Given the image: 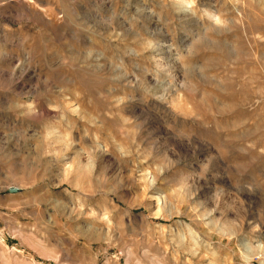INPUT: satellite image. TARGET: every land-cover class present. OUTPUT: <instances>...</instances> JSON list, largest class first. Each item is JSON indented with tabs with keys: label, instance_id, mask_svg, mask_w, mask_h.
Returning a JSON list of instances; mask_svg holds the SVG:
<instances>
[{
	"label": "rangeland",
	"instance_id": "obj_1",
	"mask_svg": "<svg viewBox=\"0 0 264 264\" xmlns=\"http://www.w3.org/2000/svg\"><path fill=\"white\" fill-rule=\"evenodd\" d=\"M0 264H264V0H0Z\"/></svg>",
	"mask_w": 264,
	"mask_h": 264
},
{
	"label": "water",
	"instance_id": "obj_2",
	"mask_svg": "<svg viewBox=\"0 0 264 264\" xmlns=\"http://www.w3.org/2000/svg\"><path fill=\"white\" fill-rule=\"evenodd\" d=\"M10 189L14 190L15 188H10Z\"/></svg>",
	"mask_w": 264,
	"mask_h": 264
}]
</instances>
